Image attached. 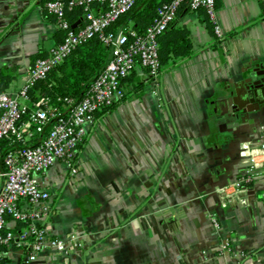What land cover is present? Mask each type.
I'll return each instance as SVG.
<instances>
[{"label":"crops","instance_id":"crops-1","mask_svg":"<svg viewBox=\"0 0 264 264\" xmlns=\"http://www.w3.org/2000/svg\"><path fill=\"white\" fill-rule=\"evenodd\" d=\"M45 1L0 0V91L17 92L60 42ZM68 20L80 27L82 12ZM216 21L221 38L204 10L181 8L171 27L189 30L192 55L156 83L136 66L142 88L125 82L124 99L94 116L76 176L59 161L36 176L51 195L43 224L82 246L29 264H264V178L246 183L245 205L221 208L214 191L246 174L248 152L264 140V83L254 96L248 81L264 78V13L259 0H216ZM256 156L264 161V149ZM0 252L3 264H26L20 248Z\"/></svg>","mask_w":264,"mask_h":264},{"label":"built area","instance_id":"built-area-1","mask_svg":"<svg viewBox=\"0 0 264 264\" xmlns=\"http://www.w3.org/2000/svg\"><path fill=\"white\" fill-rule=\"evenodd\" d=\"M136 0H46L44 8L55 18L62 32L59 43L44 57H37L29 68L28 79L15 93L0 91V152L3 140L15 147L8 150L0 166V247H17L24 251L23 262L29 264L44 252L67 254L81 247L79 236L70 233L60 237L52 235L42 220L51 210L50 192L40 186L36 176L44 173L56 162L64 163L72 176L78 173L75 162L78 145L83 141L94 114L102 107L124 99V79L135 64L142 67L148 78L156 83L160 70L158 37L175 20L178 11H205L214 34L222 37L216 21V0H169L157 7L154 17L143 33L133 29L108 30L121 15L128 12ZM264 13V0H259ZM100 6L96 11L95 7ZM75 7L82 11V24L74 28L66 12ZM92 37H98L110 48V59L93 81L89 91L79 101L72 97L58 98L68 106L66 112L52 106L48 100L31 102L30 88L62 62L72 51ZM47 131L45 132V130ZM37 136L33 145L27 143ZM19 142L20 144H16ZM262 145L251 149L246 159L250 167L237 180L225 182L215 188L219 206L245 205L243 197L246 183L264 178V161L257 159ZM214 226L218 221L210 215ZM20 222L24 228L16 232L8 222ZM219 250H229L223 241ZM0 264H3L0 252Z\"/></svg>","mask_w":264,"mask_h":264},{"label":"trees","instance_id":"trees-1","mask_svg":"<svg viewBox=\"0 0 264 264\" xmlns=\"http://www.w3.org/2000/svg\"><path fill=\"white\" fill-rule=\"evenodd\" d=\"M169 0H136L132 8L121 15L113 22L108 30L116 31L121 28L133 29L138 33H143L150 24L155 15L157 7L167 3ZM180 11V10H179ZM178 11V12H179ZM80 7H75L66 12L67 18L70 15L81 13ZM178 14V13H177ZM52 16L51 14H48ZM174 22V21H173ZM158 37V56L160 61V70L174 65L177 61L188 58L192 55V44L189 30L183 26L171 27ZM72 23V22H71ZM208 27L212 30V25L208 22ZM61 31V30H60ZM38 57H44L39 55ZM110 59V48L104 44L98 37H92L89 40L78 45L72 53L62 62L53 67L42 80L37 81L29 91L31 102L48 100V102L59 110L66 112L68 106L63 101L57 100L63 97H72L79 101L89 91L93 81L104 69ZM136 63L130 74L124 79L131 88H142L144 82L135 80ZM149 81L152 80L148 78ZM116 103L102 107L95 112V117L114 109ZM47 129L45 130V132ZM37 136L30 141L33 145ZM16 144H20L17 142ZM82 142L78 145L81 147ZM15 147L8 140L1 143L0 166H2V156L10 149ZM78 151V150H77Z\"/></svg>","mask_w":264,"mask_h":264},{"label":"water","instance_id":"water-1","mask_svg":"<svg viewBox=\"0 0 264 264\" xmlns=\"http://www.w3.org/2000/svg\"><path fill=\"white\" fill-rule=\"evenodd\" d=\"M248 81H249V83H251L252 94L254 96H256L257 95V90L262 88L261 85H263V83H264V78L263 79H257V72H254V73L250 74V76L248 78ZM231 112H232V110H231ZM243 119L245 120L246 117L242 116L241 120H243ZM249 124L251 125L252 122L249 121Z\"/></svg>","mask_w":264,"mask_h":264},{"label":"rangeland","instance_id":"rangeland-1","mask_svg":"<svg viewBox=\"0 0 264 264\" xmlns=\"http://www.w3.org/2000/svg\"><path fill=\"white\" fill-rule=\"evenodd\" d=\"M165 68L168 69V68H170V67L167 66V67H165Z\"/></svg>","mask_w":264,"mask_h":264}]
</instances>
